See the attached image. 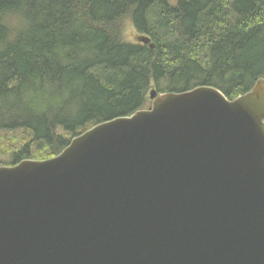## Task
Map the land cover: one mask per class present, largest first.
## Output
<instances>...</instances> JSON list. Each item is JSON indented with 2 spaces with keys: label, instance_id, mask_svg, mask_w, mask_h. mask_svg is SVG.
<instances>
[{
  "label": "water",
  "instance_id": "1",
  "mask_svg": "<svg viewBox=\"0 0 264 264\" xmlns=\"http://www.w3.org/2000/svg\"><path fill=\"white\" fill-rule=\"evenodd\" d=\"M150 99L0 166V264H264V80Z\"/></svg>",
  "mask_w": 264,
  "mask_h": 264
},
{
  "label": "trees",
  "instance_id": "2",
  "mask_svg": "<svg viewBox=\"0 0 264 264\" xmlns=\"http://www.w3.org/2000/svg\"><path fill=\"white\" fill-rule=\"evenodd\" d=\"M261 79L264 0H0V166L53 158L151 93L234 100Z\"/></svg>",
  "mask_w": 264,
  "mask_h": 264
},
{
  "label": "rangeland",
  "instance_id": "3",
  "mask_svg": "<svg viewBox=\"0 0 264 264\" xmlns=\"http://www.w3.org/2000/svg\"><path fill=\"white\" fill-rule=\"evenodd\" d=\"M170 1H174V0H170ZM127 39L130 41V42H134V37H135V33H134V31L133 30H131V29H128L127 30Z\"/></svg>",
  "mask_w": 264,
  "mask_h": 264
}]
</instances>
